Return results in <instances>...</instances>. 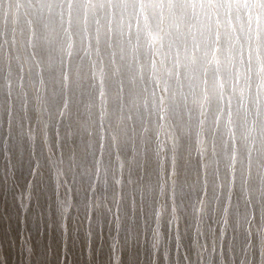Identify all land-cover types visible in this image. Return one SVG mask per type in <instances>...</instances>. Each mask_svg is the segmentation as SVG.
<instances>
[{
  "label": "bare ground",
  "instance_id": "6f19581e",
  "mask_svg": "<svg viewBox=\"0 0 264 264\" xmlns=\"http://www.w3.org/2000/svg\"><path fill=\"white\" fill-rule=\"evenodd\" d=\"M49 2L58 7L0 0V153L10 151L15 168L24 169L30 155L48 166L50 145L59 143L77 167L72 193L79 208L86 205L91 225L100 189L87 173L96 162L105 165V185L112 173L105 194L111 200L122 195L117 213L124 220L127 264H145L147 236L166 227L169 203L161 187L164 194L170 190L177 234L187 243L200 225L197 210L209 211L201 199L208 205L216 176L217 191L228 197L235 251L252 250L258 239L252 225L263 220L256 209L264 204V0H117L115 7L114 0ZM61 27L75 28V57L57 54ZM94 51L105 59V83ZM162 76L163 92L174 97L163 133L165 114L157 115L148 99L160 94ZM99 92L111 98L103 105L105 118ZM113 105L120 106L116 125L106 117ZM222 126L228 132L217 141L212 130ZM245 144L249 178L242 192L239 172L232 169L241 167L237 149ZM50 182L47 172L35 183L40 210ZM246 198L258 201L251 217ZM154 216L159 225L153 228ZM244 255L241 263L251 264L254 256Z\"/></svg>",
  "mask_w": 264,
  "mask_h": 264
},
{
  "label": "rangeland",
  "instance_id": "374dc122",
  "mask_svg": "<svg viewBox=\"0 0 264 264\" xmlns=\"http://www.w3.org/2000/svg\"><path fill=\"white\" fill-rule=\"evenodd\" d=\"M99 54L94 51V55L98 57L96 59L98 61L96 62L97 69L101 73L97 74L100 82L105 83L106 76L102 75V73L106 75L105 61L102 62L105 59L102 54ZM102 63L103 65H101ZM99 94L101 95H98L99 99L103 103V118H105L104 106L111 104V98L106 92L102 94L99 92ZM106 113V117L112 118L113 124L116 125L120 106L117 105L115 108L114 105L112 108L107 106ZM50 148L52 150L51 155H49L51 163L48 166L41 159H34L30 155L24 161V169L13 166L10 161V151L5 150L0 153L2 167V171H0V264H127L129 259V256L126 255L128 242L123 240L124 237L121 236L124 220L122 214L120 216L118 214L122 204V195L116 192L111 200V195L105 194L106 189L108 190L111 186L112 176L109 178L111 171L108 173V184L105 185V165L102 166L101 162H96L95 168L93 164L92 168L89 169L90 172L88 170V179L90 177L93 181H97L96 187L100 189V203L97 204L93 213V219L96 222L95 225H91L87 216L89 212L83 210L86 205L82 209L79 208L76 203L78 198L75 197V200L72 193L75 189L73 185L76 181L75 171L77 167L74 166V162L71 161L59 143H56L55 146L50 145ZM41 167L46 168L47 171L43 173ZM29 168H34L35 171L31 172ZM56 168H59L63 173L59 179ZM47 172L50 173L51 182L45 188V206L40 210L37 208L35 183L41 184ZM216 177L215 181L218 185ZM90 179L88 182L91 183L92 179ZM216 185L212 187L215 190L210 191L212 201L210 200L208 205L205 203V198L201 199L209 211L206 214L204 209L197 210L196 214L200 212L202 215H197V219L194 220H197L200 225L193 228L191 233L189 232L190 238L187 237V243L181 241L177 234L178 222L169 206L171 202L170 190L167 189L165 194L167 192L168 195H165L162 193L163 187H161V197L163 194L167 198L166 203H169L165 209L168 222L164 221L166 227H160L156 235L147 236L145 264H244L241 263L244 251L241 249L235 251L233 232L229 224L231 209L228 197L226 195L224 199L217 191ZM227 190L228 187L225 191ZM44 209L45 211L47 209V214ZM156 218L154 216L153 228L159 225ZM262 219L260 224L255 222L252 225L254 236L258 239L254 248L244 255L250 256V258L254 256L251 258V264H260V258L264 256V247L261 245V234L264 233V217ZM169 222L172 224L169 225ZM192 233L195 238L191 235ZM191 241L197 245H193ZM189 245H193V247H189ZM190 249L193 252L197 250L198 253L197 251L193 253ZM199 255L202 256L199 257ZM126 257L128 258L126 259Z\"/></svg>",
  "mask_w": 264,
  "mask_h": 264
},
{
  "label": "clouds",
  "instance_id": "9594fccd",
  "mask_svg": "<svg viewBox=\"0 0 264 264\" xmlns=\"http://www.w3.org/2000/svg\"><path fill=\"white\" fill-rule=\"evenodd\" d=\"M117 0H114L113 7H115ZM147 2V0H145ZM41 8L47 10V9H52L55 10L58 5L55 3L49 2V0H41V4L39 5ZM65 9L67 8V4H64ZM45 19H47V14L45 12ZM75 19V17H74ZM76 35L75 28H71L68 31H64L63 27L60 28L59 32V43L57 45L58 55H62L64 57H67L69 54H71L73 57L76 56L75 49L71 47L72 44V37ZM37 64H40V61H37ZM27 67V65H25ZM31 78V77H30ZM165 79L162 76L161 77V89H160V94H157L155 98L152 96H149L148 99L150 100L152 106L155 109V113L159 115L160 112H164L165 114V123L161 128V132L168 130L169 126L171 124V119H172V110H173V105H174V97L170 96L168 93L163 92V87H164ZM171 91V89H170ZM162 94V95H161ZM213 102V97L211 94V91L209 93V103ZM192 102H190L191 105ZM195 106L199 108V100H196ZM207 107V105H205ZM201 115L203 116L204 119H207V113L201 110ZM206 129L204 127L200 128V135H201V145L203 146L204 141H203V135ZM228 128L222 126L221 130H212V136L215 140L217 141H222L223 137L227 134ZM237 154L239 157V161L241 164L240 168H233V171L239 172V178H240V189L242 192L247 191V186H248V178H249V173H248V165L246 163L248 156H247V145H242L239 149H237ZM54 159V158H53ZM256 159L255 153L252 154V160ZM231 167V165H228ZM264 171V170H261ZM56 174L57 178L59 179L63 173L59 168H56ZM264 183V181H262ZM229 197H231V189H229L228 193ZM219 199V198H218ZM246 202L248 203L249 207L247 209L249 217L253 215V209L255 204L258 202L256 200H251L246 198ZM256 211L259 212V214L264 217V204H261ZM227 217L225 216V219ZM261 245L264 247V233L261 234ZM260 264H264V256H261L260 258Z\"/></svg>",
  "mask_w": 264,
  "mask_h": 264
}]
</instances>
